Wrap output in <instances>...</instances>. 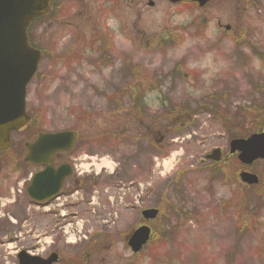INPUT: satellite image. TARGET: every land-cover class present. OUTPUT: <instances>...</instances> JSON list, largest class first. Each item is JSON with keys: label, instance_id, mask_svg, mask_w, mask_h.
<instances>
[{"label": "rangeland", "instance_id": "1", "mask_svg": "<svg viewBox=\"0 0 264 264\" xmlns=\"http://www.w3.org/2000/svg\"><path fill=\"white\" fill-rule=\"evenodd\" d=\"M55 2V18L31 28L46 57L27 110L42 133L78 134L68 155L75 172L50 204L0 202V264H19L22 251L57 253L58 264H264L261 185L240 182L235 156L206 160L215 149L224 158L234 137L264 122V0H212L203 9ZM100 37L111 43L105 56L100 42L90 45ZM131 88L143 93V120L131 114ZM170 104L190 111L185 124L161 132ZM244 171L264 180V161ZM149 208L160 211L148 224L153 236L134 255L127 238Z\"/></svg>", "mask_w": 264, "mask_h": 264}, {"label": "water", "instance_id": "2", "mask_svg": "<svg viewBox=\"0 0 264 264\" xmlns=\"http://www.w3.org/2000/svg\"><path fill=\"white\" fill-rule=\"evenodd\" d=\"M177 3L182 0H170ZM205 6L210 0H191ZM51 8V0H0V149L9 145V135L19 131L30 121L26 113L27 86L38 71L42 59L40 51L29 47L27 30L34 20L46 15ZM74 144L71 132L41 134L28 146L27 161L34 164L46 163L44 173L34 177L30 189L31 197L44 202L56 196L64 178L70 175L68 166L58 170L49 167L50 158L56 153L69 151ZM238 152V159L244 165L264 160V131L248 139L231 142V154ZM221 152L216 150L209 159L220 160ZM241 180L248 185L258 184L257 176L242 173ZM159 211L146 210L142 213L147 221L157 218ZM151 229L141 227L133 232L128 245L134 253H139L150 241ZM20 264H54L57 255L47 260L31 257L25 253L19 256Z\"/></svg>", "mask_w": 264, "mask_h": 264}, {"label": "flooded vegetation", "instance_id": "3", "mask_svg": "<svg viewBox=\"0 0 264 264\" xmlns=\"http://www.w3.org/2000/svg\"><path fill=\"white\" fill-rule=\"evenodd\" d=\"M29 132V126L22 131L13 132L11 134L10 147L5 151H0V202L6 201L9 197L11 199L10 203L16 204L22 201L23 203L45 206L48 203L50 204V202L59 200L60 197L63 196L62 192L64 188L71 182H68L71 177L66 179L59 197L47 203L36 204L30 198L29 190L31 180L36 174L43 172L46 166H36L25 160L27 155L26 144L33 141L30 139ZM228 157V155H225V160H227ZM65 164H69L74 168V164H72L68 154H57L50 160V166L54 169H58Z\"/></svg>", "mask_w": 264, "mask_h": 264}, {"label": "trees", "instance_id": "4", "mask_svg": "<svg viewBox=\"0 0 264 264\" xmlns=\"http://www.w3.org/2000/svg\"><path fill=\"white\" fill-rule=\"evenodd\" d=\"M54 6H55L54 9H53L54 11L49 15V16H51L50 17L51 20H53L55 18V10H56V6H57L56 2H54ZM37 22H40V21H37ZM31 43L34 44V42H32V41H31ZM126 93H127V96L129 97V99L132 102V109L130 110L131 114L133 116H138L141 120H143L142 119V114H143V112L145 110V104H144V101L142 99V96L140 95V94H143V93H138L137 94V93H134V92L132 93V92H129V91H126ZM206 104L207 103L203 102L200 105V107H203V106L206 107ZM209 105H210L211 108L212 107H216V105H214V104H209ZM184 110L185 111H190L189 109L183 108L181 106H171L169 108L168 113H167L168 115L165 118H163V120H162L163 122H160L159 123V127H157V128L162 132V131H164V130H162L163 127L178 126L180 123L181 124L182 123L185 124V121L183 122L181 120V119L184 118V115L182 114V112ZM193 114H194V111H191V114H188V115L191 116ZM170 116L172 118L176 117V119H177L176 122L173 123L172 125L169 122L170 121ZM263 127H264V122H261V123H259V126L257 125V130H261ZM160 131H158V132L160 133ZM239 137H242L241 134H239ZM236 138H238V137H236Z\"/></svg>", "mask_w": 264, "mask_h": 264}, {"label": "bare ground", "instance_id": "5", "mask_svg": "<svg viewBox=\"0 0 264 264\" xmlns=\"http://www.w3.org/2000/svg\"><path fill=\"white\" fill-rule=\"evenodd\" d=\"M15 223V222H14Z\"/></svg>", "mask_w": 264, "mask_h": 264}]
</instances>
